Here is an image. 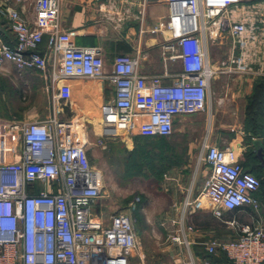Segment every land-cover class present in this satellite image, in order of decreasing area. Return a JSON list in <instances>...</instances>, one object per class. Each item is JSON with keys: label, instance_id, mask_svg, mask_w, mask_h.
Instances as JSON below:
<instances>
[{"label": "built area", "instance_id": "obj_1", "mask_svg": "<svg viewBox=\"0 0 264 264\" xmlns=\"http://www.w3.org/2000/svg\"><path fill=\"white\" fill-rule=\"evenodd\" d=\"M161 1L168 11L156 28L167 36L161 56L165 62L179 61L176 74L164 70L145 77L138 72L137 59L129 55H116L105 71L98 48L74 46L70 32L61 28L58 0H33L31 21L12 8L0 10L14 36L12 45L0 44V71L12 63L19 70L45 72L59 85L56 98L63 105L70 98L69 80L107 79L113 97L99 108L100 137L123 143H132L134 137H169L177 118L205 110L216 74L250 69L245 61L251 53L248 45L264 49V14H241V0ZM211 27L210 39L224 32L231 44L217 68L210 65L206 51V31ZM43 38L46 56L38 49ZM106 122L111 126H103ZM83 123L55 115L31 122L0 121V155L4 132L20 143L17 160L0 158V264H130L137 244L134 207L107 215L95 211L105 191L78 133ZM241 153L240 144H203L198 161L209 175L192 210L208 209L219 218L220 211L258 209L255 194L260 182L243 168ZM223 223L233 227L236 236L212 239L204 252H221L228 264H264L262 223ZM172 224L178 229L170 241L187 248L184 232L193 226ZM186 262L212 264L191 256Z\"/></svg>", "mask_w": 264, "mask_h": 264}, {"label": "crops", "instance_id": "obj_2", "mask_svg": "<svg viewBox=\"0 0 264 264\" xmlns=\"http://www.w3.org/2000/svg\"><path fill=\"white\" fill-rule=\"evenodd\" d=\"M58 1V20L61 28L70 32L71 42L74 46L98 48L105 64V71L110 70L112 60L116 55H129L136 58L138 72L145 77L160 75L164 70H169L173 74L180 70V63L177 59L165 62L161 56V46L166 42L167 36L162 29L156 28L167 19L168 11L163 1ZM241 4L244 7L241 14L245 13L250 18L255 17L256 13L264 14V0H241ZM32 5L33 0H28L26 4L24 0H0V10L6 7L12 8L20 12L28 21L32 20ZM228 41L229 55L231 44L230 40ZM45 42L46 40L43 38L38 49L46 56ZM13 43L14 36L0 16V44L12 45ZM262 46L264 48V41ZM248 47L251 48V51L249 50L251 53L245 60L250 68L248 71L221 72L211 80L209 99L206 104L211 125L210 135L200 141L197 148L194 147L197 150L198 159L204 143L218 147L240 144L242 153L255 144V151L260 159L259 166L264 171V101L256 117L260 134L252 136L251 133L244 131L245 123L248 121L245 108L250 101L255 83L264 79V49L253 44ZM165 81L168 82L169 79ZM216 81L223 84L221 88L224 95H231L232 99H239V124L232 121L233 123L226 125L217 121L216 111L218 110L216 109L219 107L221 109L222 99L220 98L216 104L211 101V94L216 91L214 89L215 91L211 93V86ZM67 85L70 90V98L63 105L56 98L59 85L56 86L48 74L32 69L19 70L12 63H5L0 71V121L31 122L46 119L52 115L60 120L78 117V120L89 121L96 117L95 114H98L100 118V106L109 102L113 97V86L107 79L69 80ZM184 117L176 119L175 125L179 124L177 131L188 128ZM232 133L235 134L232 135ZM19 149L18 140H10V137L4 132L0 158L7 162L17 160ZM188 152H191L190 149ZM242 153L241 161H243ZM208 175L209 170L205 165L203 170H161L159 178H161L166 200L159 205L166 209L156 223H158L159 231L166 234V238L168 237L167 247L187 253L188 257L207 258L212 264H228L224 254L216 252L215 255H207L204 252V246L212 239L228 241L236 236L235 231L223 223V220L219 219L220 225L212 222L216 216L210 210L191 209L192 201L198 195ZM258 194L257 192L255 197L259 202ZM102 201L103 196L99 200V207L103 206ZM240 213H242L241 218L238 217L240 220H236V217L228 219L246 224L258 220L264 226V213L260 209V203L256 211L245 207ZM178 221H182L184 226L190 225L194 228L190 232H184L189 242L187 248L170 241V236L174 235L178 229L172 223ZM226 226H228L227 231L220 232L221 234L216 232V228ZM177 261L179 262V259ZM186 261L187 259L184 262Z\"/></svg>", "mask_w": 264, "mask_h": 264}, {"label": "rangeland", "instance_id": "obj_3", "mask_svg": "<svg viewBox=\"0 0 264 264\" xmlns=\"http://www.w3.org/2000/svg\"><path fill=\"white\" fill-rule=\"evenodd\" d=\"M24 2L26 4L28 0H24ZM212 34L213 27L208 28L205 37L206 51L210 65L213 68H217L221 60L228 56L229 39L226 33L221 32L212 40L209 38ZM222 85V83L216 81L211 86V93L216 90L214 94H211L213 104L219 102L220 98L222 99L221 109L220 107L216 109L218 110L216 111L217 121L226 125L232 121L239 124V99H232L231 95H224L221 88ZM83 115L85 116L86 114ZM95 115L96 117L89 119V121H85V119L80 120V122L84 121V123L83 127L79 129L80 132H78L82 142L87 147L91 165L100 171L103 180L105 191L102 201L103 206L96 207L95 211H102L104 215H107L113 211L126 210L129 208L128 206L133 205L134 208L131 210V215L135 219L134 232L137 244L130 258V264H188L184 262L188 259V254L179 252L175 248L173 249V247H167L168 237L166 238V234L159 231L158 223H156L166 209V207L159 205V203H164L166 200L159 172L161 170L204 169L202 161H198L197 159L196 146L206 136L210 135L211 125L209 123L207 108L197 114L184 117L186 118V126L188 128L177 131L179 124L175 125L170 139L173 143L171 147L174 146V154L169 151L159 156L157 151L154 152L153 148H150L152 147L151 145L148 147V150L151 149L153 153L148 155L147 161H143L137 157V160L144 163L140 168L142 172H145L142 175L131 173L136 172V170H127L125 166L128 152L133 151L134 143H123L119 139L110 140L100 137V125L102 121L98 117V114ZM78 119L76 117V120ZM103 126L109 127L111 123H103ZM189 149L190 153L188 152ZM258 178L262 182L258 199L260 209L264 213V177ZM135 214L140 216V220L135 218ZM260 215L262 216V213ZM241 216L242 213H238L235 219L240 220ZM218 217L213 219L212 222L220 225L219 219L229 220L230 216L225 211H220ZM145 219L148 223H145ZM231 228L234 230L233 227ZM227 229L228 226L216 228V232L220 233L227 231ZM178 259L179 262L177 261Z\"/></svg>", "mask_w": 264, "mask_h": 264}, {"label": "trees", "instance_id": "obj_4", "mask_svg": "<svg viewBox=\"0 0 264 264\" xmlns=\"http://www.w3.org/2000/svg\"><path fill=\"white\" fill-rule=\"evenodd\" d=\"M264 101V79L260 80L259 82L255 83L254 88H253V93L250 98V101L248 105L245 108V114L247 117V120L245 125L246 127L244 128L245 132L251 133V135H259L260 134V128L256 123V117L258 110L261 109L262 103ZM172 135L169 137H154V138H142V137H134L133 143H134V149L131 152H128V158L126 160V169L127 170H136V172H131L135 174H144L142 173V170H140L141 166L144 165L142 161L137 160V157L141 158L143 161L148 160V155L152 154L153 151L159 154H166L169 151L172 153H175V150L171 145L173 144L172 141L170 140ZM152 145V147H150ZM154 145V146H153ZM255 144L251 145V148L249 150H245L242 153V165L243 168L246 171H249L252 173L258 180V177H264V171L262 168L259 166V161L260 159L257 156V153L255 151L256 147ZM148 147L153 148V151L148 150ZM171 153V154H172ZM173 153V154H174ZM258 176V177H257ZM260 182V188L262 182ZM260 192V189L258 193ZM243 209L241 210H233L230 212H227L228 216L230 217H236L238 213L242 212ZM135 218L140 220V216L138 214H135ZM227 261V260H226Z\"/></svg>", "mask_w": 264, "mask_h": 264}]
</instances>
